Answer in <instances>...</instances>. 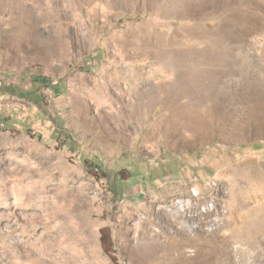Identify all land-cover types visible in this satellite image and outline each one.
I'll list each match as a JSON object with an SVG mask.
<instances>
[{
  "label": "rangeland",
  "instance_id": "374dc122",
  "mask_svg": "<svg viewBox=\"0 0 264 264\" xmlns=\"http://www.w3.org/2000/svg\"><path fill=\"white\" fill-rule=\"evenodd\" d=\"M0 264H264V0H0Z\"/></svg>",
  "mask_w": 264,
  "mask_h": 264
},
{
  "label": "trees",
  "instance_id": "16d2710c",
  "mask_svg": "<svg viewBox=\"0 0 264 264\" xmlns=\"http://www.w3.org/2000/svg\"><path fill=\"white\" fill-rule=\"evenodd\" d=\"M33 81H34L35 85H36V84H39V83H42V84H43V82H44V80H41V81H40V80H39L38 78H36V77L33 78ZM120 185H121V178L118 177L117 180H116V182H115V186H116V187H119Z\"/></svg>",
  "mask_w": 264,
  "mask_h": 264
},
{
  "label": "bare ground",
  "instance_id": "6f19581e",
  "mask_svg": "<svg viewBox=\"0 0 264 264\" xmlns=\"http://www.w3.org/2000/svg\"><path fill=\"white\" fill-rule=\"evenodd\" d=\"M191 219V218H190Z\"/></svg>",
  "mask_w": 264,
  "mask_h": 264
}]
</instances>
